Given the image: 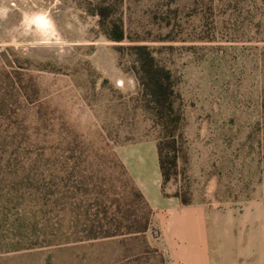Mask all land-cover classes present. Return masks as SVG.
<instances>
[{"label":"rangeland","instance_id":"rangeland-1","mask_svg":"<svg viewBox=\"0 0 264 264\" xmlns=\"http://www.w3.org/2000/svg\"><path fill=\"white\" fill-rule=\"evenodd\" d=\"M97 1L0 0V264H167L154 226L71 234L76 221L152 217L130 209L136 181L119 152L150 165L160 136L131 44L154 49L180 94L167 192L264 198V0H104L117 5L121 42L102 29Z\"/></svg>","mask_w":264,"mask_h":264},{"label":"crops","instance_id":"crops-1","mask_svg":"<svg viewBox=\"0 0 264 264\" xmlns=\"http://www.w3.org/2000/svg\"><path fill=\"white\" fill-rule=\"evenodd\" d=\"M119 152L152 209L151 226L160 232L155 246L167 264H264V198L216 203L211 194H191L184 204L162 191L156 141L150 165Z\"/></svg>","mask_w":264,"mask_h":264},{"label":"trees","instance_id":"trees-1","mask_svg":"<svg viewBox=\"0 0 264 264\" xmlns=\"http://www.w3.org/2000/svg\"><path fill=\"white\" fill-rule=\"evenodd\" d=\"M92 11L99 17V23L107 36L117 42L124 41L126 32L122 18L117 15L116 3H106L104 0L97 1ZM129 54L135 60V75L142 87V99L144 107L152 114L153 121L160 128V136L157 141L159 165L162 173V191L165 195H171L166 191L168 183L176 179L179 174L178 157L181 150L180 129L183 115L177 105L180 94L176 90V80L168 67L160 62L154 49L147 44L137 43L128 46ZM124 170L125 167L123 166ZM126 171V170H125ZM127 172V171H126ZM125 172V173H126ZM131 178V177H130ZM129 178V190L133 195V201L128 203L130 209L134 204H142L149 213L152 209L145 199L143 193L134 180ZM173 195L179 196L184 204L191 202V195L188 191L179 188ZM72 211L78 216L76 204L70 203ZM134 218H138L136 212H132ZM136 220V219H134ZM130 222V220H129ZM79 222L73 225L72 235L85 233L88 238L117 236L121 234L144 233L151 226V216L146 217L143 223H117L106 225L102 222L97 224L83 223L77 229ZM77 240V239H76ZM42 244L51 242V239H43ZM38 242L37 244H41Z\"/></svg>","mask_w":264,"mask_h":264},{"label":"bare ground","instance_id":"bare-ground-1","mask_svg":"<svg viewBox=\"0 0 264 264\" xmlns=\"http://www.w3.org/2000/svg\"><path fill=\"white\" fill-rule=\"evenodd\" d=\"M38 20H39L42 24H46V23H47V20H46L44 17H42V16L38 17Z\"/></svg>","mask_w":264,"mask_h":264}]
</instances>
